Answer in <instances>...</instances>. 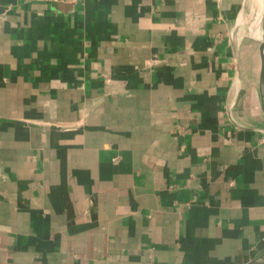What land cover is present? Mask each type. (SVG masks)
Masks as SVG:
<instances>
[{"label":"crops","instance_id":"obj_1","mask_svg":"<svg viewBox=\"0 0 264 264\" xmlns=\"http://www.w3.org/2000/svg\"><path fill=\"white\" fill-rule=\"evenodd\" d=\"M253 2L0 0V264L264 252Z\"/></svg>","mask_w":264,"mask_h":264},{"label":"water","instance_id":"obj_2","mask_svg":"<svg viewBox=\"0 0 264 264\" xmlns=\"http://www.w3.org/2000/svg\"><path fill=\"white\" fill-rule=\"evenodd\" d=\"M260 45V67H259V79H258V94L260 98V104L264 113V40L259 41ZM244 264H264V252L260 255L252 258Z\"/></svg>","mask_w":264,"mask_h":264},{"label":"bare ground","instance_id":"obj_3","mask_svg":"<svg viewBox=\"0 0 264 264\" xmlns=\"http://www.w3.org/2000/svg\"><path fill=\"white\" fill-rule=\"evenodd\" d=\"M263 1H264V0H260V2H261V6H262V11H263V6H264ZM259 5H260V4H259ZM261 6H260V7H261ZM260 7H259V8H260ZM258 10H259V9H258ZM262 11H260V13H261ZM255 13H256V12H255ZM259 15H261V14H259ZM260 17H261V16H260ZM260 17L257 16L256 19L254 20V22L252 21V22H253V23H252V24H253V29H252L253 32H252V33H253L254 35H256V37H258V38H260L261 35H262V30H261V27H260V23H261V22H260ZM252 24H251V25H252Z\"/></svg>","mask_w":264,"mask_h":264},{"label":"rangeland","instance_id":"obj_4","mask_svg":"<svg viewBox=\"0 0 264 264\" xmlns=\"http://www.w3.org/2000/svg\"><path fill=\"white\" fill-rule=\"evenodd\" d=\"M260 4V5H259ZM263 4H264V1H263ZM261 6V2H260V0H254V2H253V7L257 10V12L254 14V17L252 18V20H250L251 22L252 21H254V19H256V17L257 16H262V15H264V6H263V11H262V6ZM260 7V8H259ZM259 9V10H258ZM260 11H262L261 13H260ZM259 14H261V15H259ZM261 18V17H260ZM252 29H253V26H252ZM253 31V30H252ZM264 35V34H263Z\"/></svg>","mask_w":264,"mask_h":264},{"label":"built area","instance_id":"obj_5","mask_svg":"<svg viewBox=\"0 0 264 264\" xmlns=\"http://www.w3.org/2000/svg\"><path fill=\"white\" fill-rule=\"evenodd\" d=\"M66 1L75 3V2H79V1H85V0H66Z\"/></svg>","mask_w":264,"mask_h":264}]
</instances>
